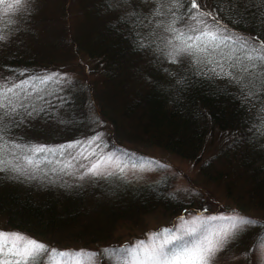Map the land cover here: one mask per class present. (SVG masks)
Wrapping results in <instances>:
<instances>
[{
	"label": "trees",
	"instance_id": "trees-1",
	"mask_svg": "<svg viewBox=\"0 0 264 264\" xmlns=\"http://www.w3.org/2000/svg\"><path fill=\"white\" fill-rule=\"evenodd\" d=\"M76 1L88 9V19L74 31L70 41L74 47L68 46L71 51L59 60L85 62V81L82 72L69 71V78L63 76L60 83L50 84L53 94L41 101L47 111L11 127L7 134L16 139L10 142L56 146L84 141L102 131L97 128L104 123L109 137L98 144L109 151L116 146L121 152H135L131 159L137 163L145 159L144 151L159 149L200 164L206 145L218 138L221 153L215 157L219 162L213 159L201 165V176L206 182L227 185L238 214L257 222L235 232L226 252H253L264 241L262 119L256 117L238 87L212 75L208 65L191 57L172 63L157 49L161 44V30L155 28L159 17L152 15L154 8L148 7V0ZM201 2L212 8L217 0ZM219 7V22L230 32L264 43V0H222ZM29 12L28 6L24 15L29 17ZM206 19L214 23L212 18ZM1 28L14 37L16 28ZM14 45L0 42L6 48L5 53L0 52V57L5 56L0 59V77L15 75L19 81L39 72V53H16ZM32 183L23 176L14 184L0 175V219L53 244L88 240L102 245L121 224L161 210L167 217L177 218L186 209L174 199L167 179L135 185L111 176L74 188ZM238 185L245 186L240 199L234 197L240 192Z\"/></svg>",
	"mask_w": 264,
	"mask_h": 264
},
{
	"label": "snow or ice",
	"instance_id": "snow-or-ice-1",
	"mask_svg": "<svg viewBox=\"0 0 264 264\" xmlns=\"http://www.w3.org/2000/svg\"><path fill=\"white\" fill-rule=\"evenodd\" d=\"M120 2L126 3L127 0ZM220 2L222 0H217L212 8H208L201 0H158L159 6L152 9V15L164 19L156 22L155 28L167 35L160 36L161 44L157 49L172 63L180 57H191L196 63L211 65V72L234 83L245 100L257 98L262 105L260 111L264 112V43L234 35L221 24L218 17L222 11ZM27 3L28 0H0V24L10 26L16 19L22 20L27 12ZM208 17L214 23L209 24ZM6 39L7 33L0 28V42ZM140 46L144 47L143 44ZM62 75L38 72L19 81L15 75L0 77V172L10 171L17 177L37 179L42 164L54 163L48 157L65 153L70 159L60 169L61 172L72 168L73 160L89 158L92 159L85 175L93 177L122 175L129 162L132 168H136L137 163L131 159L135 154L121 152L116 146L105 154L102 151L105 145L97 143L101 140L99 133L84 141L59 146L9 144L6 135L11 127L25 117L47 111L41 101L53 94L49 85L60 83ZM98 148L101 151H97ZM180 219L179 227L163 228L147 241L99 252L52 249L34 238L0 230V264H96L97 255L107 258L109 264H211L214 255L222 250L234 230L257 223L243 216L224 215ZM212 222H219L218 226L209 229L207 225ZM260 247L264 248V241L260 242Z\"/></svg>",
	"mask_w": 264,
	"mask_h": 264
},
{
	"label": "rangeland",
	"instance_id": "rangeland-1",
	"mask_svg": "<svg viewBox=\"0 0 264 264\" xmlns=\"http://www.w3.org/2000/svg\"><path fill=\"white\" fill-rule=\"evenodd\" d=\"M147 5L149 8H156L159 6L158 0H148ZM28 6L31 10L29 13L32 16L30 15L28 17V15H24L22 20L13 18L16 19V22L10 25V27L16 28L14 37L8 33L7 39L3 43L9 45L15 44L16 53L21 50L36 51V53H39V58H37L39 72L60 73L64 74L62 77L65 76L66 78L71 76L70 73H68L69 71L75 75L82 72L81 77L85 81V62L73 60L70 63L66 61V63H63L60 60H63L66 56V52L68 51L69 53L71 48L74 47V45H71L70 41L72 42L73 40L74 31L76 32L80 26L83 25L85 19H88V9L76 0H28L27 7ZM162 19H164V17H159V21ZM2 25L4 24H0V28ZM87 27L89 28L88 24ZM159 33L161 36L167 35V33L162 32V30ZM1 46L0 48H2ZM5 50L6 48L0 52L5 53ZM4 57L5 56L0 57V59L4 60ZM211 67V65H208V70L210 72ZM35 73L38 72L36 71ZM212 75L215 74L212 73ZM216 77H219L220 80H227L233 87L234 83H231L229 79L220 76ZM246 101L248 102L247 104L251 106V109L254 110L256 117L262 119L261 121L263 122L264 128V112L260 111L262 107L261 103L255 97ZM99 127L100 125L97 130L104 131L98 132L101 134L100 143H105L106 139L109 137V134H107V132H109L107 128L108 126L103 123L101 124V127ZM6 139L9 144H12L10 139L14 142L16 136L14 137L12 134H7ZM63 143L64 142L57 143L56 146ZM68 143L75 142L70 141ZM38 144L50 146L43 142H39ZM9 151H11V149H9ZM97 151H101V149L98 148ZM102 151L105 154L111 152L107 150L105 146L102 148ZM144 152L143 155L145 156V159L141 160L139 163L136 161L138 165L136 168H132L131 163L129 162V167L125 170V173L117 176L121 179L132 181L135 185H149L155 184L162 179L169 180L171 191L175 194L174 199H176L181 206L186 207L179 217L171 219L167 217L162 210L155 211L152 214L143 215L128 224H121L117 230H115L113 238L102 245L90 244L88 240L77 243H68L66 241H63L62 244L49 243L43 238H38L14 229L1 219L0 230L7 233H19L25 237L34 238L35 240L50 246L52 249L69 251L91 250L92 252H99V250L106 248L117 249L123 246H130L141 240L147 241L152 234L163 228L173 226L179 227L182 223V220L180 219L181 217L191 220L197 216L204 219L210 215L243 216L238 214L239 209L235 206L236 203L232 204L233 200L229 198L227 193V185L206 182L201 176V165L206 164L207 161H212L213 159L215 162H219L215 157V155H220L221 153L218 138L215 142L212 141V143L206 145L205 154L200 164L197 162L182 160L176 156L163 153L159 149ZM9 158L11 159V157ZM40 159L43 160L44 157L41 156ZM48 159L53 160L54 163L51 165L42 164L39 178L27 179L24 177L25 181L34 182L32 184L39 187H42L43 183H47L49 186L67 185L74 188L77 185H89L92 179L104 177L85 175L90 159L92 158H89V160H73V167L66 169L63 172H61L60 169L70 159L67 153L55 157L50 156ZM80 165H84V167H81ZM217 166L220 168L221 165L219 164ZM0 175H4L8 179V182L14 184H16L17 180L23 179V176L17 177L15 173L10 171L0 172ZM238 186H241L239 189L240 192L234 197L240 199L245 195V192H243L245 186ZM53 191H57V189H54ZM256 215V213H253L252 216L257 217ZM218 223L219 222H212L208 224L207 227L209 229L215 228L218 226ZM249 226L250 225L241 226L234 230V233L243 228L248 229ZM233 234L229 235L222 250L214 255L211 264H264V248H261L260 244L250 254H246V251L241 252L239 250L226 252V244ZM118 258L119 257L117 256V259ZM9 259L14 258L9 257ZM96 264H109V260L97 255Z\"/></svg>",
	"mask_w": 264,
	"mask_h": 264
}]
</instances>
